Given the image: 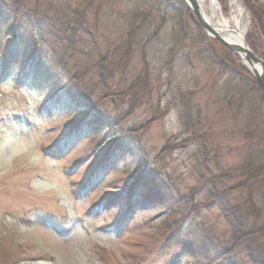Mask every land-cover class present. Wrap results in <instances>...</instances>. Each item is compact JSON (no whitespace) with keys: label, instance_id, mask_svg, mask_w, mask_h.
<instances>
[{"label":"rangeland","instance_id":"obj_1","mask_svg":"<svg viewBox=\"0 0 264 264\" xmlns=\"http://www.w3.org/2000/svg\"><path fill=\"white\" fill-rule=\"evenodd\" d=\"M56 1L75 7L92 4L89 18L92 21L98 16L93 23L100 25L96 40L101 50L113 48L125 31L110 23L109 18L113 19L108 17L107 0ZM136 2H112V8L119 13ZM176 4L185 10L182 1ZM98 5L101 8L96 11ZM239 6L244 11L240 23L247 35L251 19L242 0H217L216 18L218 14L237 15ZM165 11L167 20L157 37L152 34L161 25L160 19L146 22L138 35V46L152 39L144 50L134 49L130 63L132 70H147L148 76H144L150 87L148 94L144 93L145 103L129 117V97H123L121 106L127 118L118 125L116 121L109 125L115 116L111 102L97 113H89L82 123L87 100L77 96L78 102L62 88L66 78L52 51L43 50L42 45L41 54L27 61L19 56L24 48L13 49L8 69L0 73V264H191L195 260L182 244L168 255L159 253V237H168L174 220L167 207L145 201L140 191L131 201L125 200V186L130 180H121L120 173H135L140 164L147 165L149 181L156 184V179L165 174L186 194L196 186L190 166L202 142L211 157L217 156L218 162H209L212 175H227L222 183L230 188L243 182L240 166L251 153L263 150L264 143L258 142L256 135L247 137L246 130H239L246 121L236 113L235 83L222 66L213 65L211 56L229 60V49L218 41L200 44L184 38L177 46L171 21L176 12ZM5 19V14H0V21ZM187 35L195 36L191 25ZM172 47L176 52L168 57ZM201 49L204 54L198 55ZM70 61L78 62L79 68L92 64L83 56ZM124 78L120 84L127 81ZM83 81L76 87V94L90 96L94 80ZM251 97L258 107L255 119L260 136L264 131L261 89L254 90ZM229 99H233L231 105ZM93 116L97 117L95 121ZM155 116L158 118L142 133L124 134ZM75 122L82 125L76 129ZM118 134L122 136L117 145L104 156L108 140ZM168 140L174 148L188 141V147H178L152 164ZM98 168H102L100 173ZM257 189L245 186L230 193L229 199L244 202L251 191L257 194ZM98 206H111L113 210L98 215ZM202 216L217 230L216 238H229V228L218 209H203ZM177 240L178 236L175 244Z\"/></svg>","mask_w":264,"mask_h":264},{"label":"trees","instance_id":"obj_2","mask_svg":"<svg viewBox=\"0 0 264 264\" xmlns=\"http://www.w3.org/2000/svg\"><path fill=\"white\" fill-rule=\"evenodd\" d=\"M120 1L124 3L137 1L132 8L121 11L127 19L121 15V12L115 13L112 8V2ZM178 1L186 4L184 0H107L108 17L113 19L109 18L110 23L114 24L115 28L125 29V31L117 38L118 42L113 48L101 50L97 48L98 41L96 40L100 25L93 23L97 21L98 16L95 15L96 18L92 21L89 18V11H91L89 8L92 5L90 3L75 7L68 2L56 0H0V14H5L7 18V20L0 21V73L3 74L8 69L14 48H17L16 50L20 47L24 48V54H19V56L25 57L27 61L32 56L40 55L43 50L52 51L51 55L57 58L60 71L66 78L62 88L68 89L74 100L78 101L77 96L82 100H87L83 104V108L86 106L88 109L82 112L84 118L82 123H85V118L89 113H97L99 108L111 102L115 105V116L109 125L113 121H116L118 125L127 118L121 106L124 103L123 97H129L128 116L130 117L135 108L143 104L147 96L144 93L148 94L150 87L146 77L148 76L147 70H132L130 64L134 49L136 51V48L140 47L144 50L152 39L149 37L146 42L138 46L140 45L138 35L146 26V22L154 18L160 19L161 25L152 34L155 38L166 23L165 10H175L176 14L171 21L173 22L172 33L177 46L180 45L179 41L184 39V41L190 40L200 44L206 41L218 43L203 31L187 4L185 10L178 9L176 4ZM242 2L251 19L250 28L245 37L246 42L257 55L264 57V0H242ZM100 8L101 5H98L95 10L99 11ZM123 19L125 21L121 24L120 21ZM190 25L195 33L194 38L187 35ZM137 50L140 49L137 48ZM228 51L229 60L212 55L213 65L222 66V70H225L226 74L231 77V81L235 83L238 94L236 113L242 114L246 121V126L239 127V130H246L247 137L253 138L256 135L258 142L264 143V131L263 133L261 131L262 134L259 136L258 127L260 126L255 119L258 107L254 98L251 97L254 90L257 89L260 92L259 85L243 67L240 59L230 50ZM175 52L176 47H172L168 57L171 54L174 55ZM203 52L204 49H201L197 54H204ZM74 56L91 59L92 64L79 68L81 65L78 62L70 61ZM123 76L127 78V81L123 80L120 84L119 81L123 79ZM85 78L94 80V87L91 91L93 93L90 96L82 92L76 94V87L83 84ZM232 101L233 99H229L228 104L231 105ZM187 105L183 103V107ZM262 110H264L263 102ZM157 118L155 116L145 124L127 130L124 134L142 133L147 129L150 121ZM92 119L95 121L97 117L93 116ZM73 125L76 129L80 127L77 122ZM121 136L118 134L108 140V146L103 149L104 156H107L112 146L117 145ZM91 138L93 136L89 139ZM203 146L204 144L200 142L198 151L193 153L194 160L190 171L196 178V186H193L188 193L182 194L165 174L161 175L159 180L156 179V184L152 183L147 176V165L140 164L135 173H120L119 175L121 180H130L125 186V200L131 201L130 198L138 195L140 191L145 201L158 207L168 208V213L174 220V229L169 233L170 236L164 239L159 237L161 241L158 251L161 255L170 254L174 247L182 244L183 250L188 251L195 259L191 264H264V148L251 153L246 163L240 166L243 182L234 187L225 188L222 179L227 175H212L209 162H218L217 156L211 157L209 151ZM178 147L186 149L188 141L181 142L174 148L172 140H168L152 164ZM101 170L102 168H98L97 173ZM245 186H250L254 190L258 188V193L254 194L251 191L244 202H231L230 193L241 190ZM210 208L218 209L225 220L229 228L228 239L216 238L217 230L203 221L202 210ZM183 233L184 236H182ZM174 235L178 236L177 244H175L176 236Z\"/></svg>","mask_w":264,"mask_h":264},{"label":"water","instance_id":"obj_3","mask_svg":"<svg viewBox=\"0 0 264 264\" xmlns=\"http://www.w3.org/2000/svg\"><path fill=\"white\" fill-rule=\"evenodd\" d=\"M189 8L192 10L196 19L202 29L211 37L217 39L220 43L229 48L233 53H235L245 64V67L250 71L258 82L263 102H264V58L258 56L248 45L244 39V44H237L228 41L219 31L211 26V24L205 19L201 7L197 0H185ZM251 67V69H250ZM257 67H260L257 68Z\"/></svg>","mask_w":264,"mask_h":264},{"label":"bare ground","instance_id":"obj_4","mask_svg":"<svg viewBox=\"0 0 264 264\" xmlns=\"http://www.w3.org/2000/svg\"><path fill=\"white\" fill-rule=\"evenodd\" d=\"M205 19L216 28L221 35H223L228 41L244 44L245 36V27H242L240 23V17L244 12L243 9L239 6L237 7V15H231V17H225L218 14L219 18H216L215 5L217 0H197ZM237 5V2H233ZM260 69V67H257ZM251 69V67H250Z\"/></svg>","mask_w":264,"mask_h":264},{"label":"snow or ice","instance_id":"obj_5","mask_svg":"<svg viewBox=\"0 0 264 264\" xmlns=\"http://www.w3.org/2000/svg\"><path fill=\"white\" fill-rule=\"evenodd\" d=\"M0 83H3V81H0ZM113 209H112V207L111 206H109V207H100V206H98V209H97V214L99 215V214H103V212H105V211H112Z\"/></svg>","mask_w":264,"mask_h":264}]
</instances>
